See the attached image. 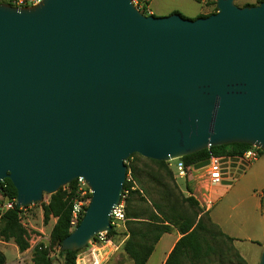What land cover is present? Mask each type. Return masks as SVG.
<instances>
[{"label": "water", "instance_id": "95a60500", "mask_svg": "<svg viewBox=\"0 0 264 264\" xmlns=\"http://www.w3.org/2000/svg\"><path fill=\"white\" fill-rule=\"evenodd\" d=\"M216 8L190 19L145 15L132 0L0 2V183L23 208L84 179L89 203L62 250L112 229L133 153L167 162L231 143L264 151V0ZM261 212L256 264L264 191Z\"/></svg>", "mask_w": 264, "mask_h": 264}, {"label": "trees", "instance_id": "16d2710c", "mask_svg": "<svg viewBox=\"0 0 264 264\" xmlns=\"http://www.w3.org/2000/svg\"><path fill=\"white\" fill-rule=\"evenodd\" d=\"M261 1L262 0H259L258 2ZM213 3L216 4V0H214ZM148 4L149 0H137L136 7L143 14L150 15L146 13ZM215 9L217 11V8ZM173 12L179 13L178 11ZM249 147H251V145L246 143L215 145L185 155L181 157L180 160L185 166H193L198 162L208 159L210 156L235 158L240 156L242 152ZM260 152L264 153L262 149H260ZM137 155L143 157L137 153H133L126 161L131 176L133 175V177L139 178L137 173L142 172L146 176L154 179L159 187L169 186L163 181L164 175H167L169 179L175 182L173 171L167 162L143 157L145 160L152 163L154 167L151 168L145 163H143L141 167H137L133 164L131 165L133 157ZM74 182L75 181H72L70 184L59 188L55 193L48 195L47 201L40 203L43 221L47 223L50 218H54L55 222L49 232L47 243H36L31 249V260L33 264H54L51 251L55 249L60 257L59 264H75L76 257L80 250L72 251L62 250L60 248L61 241L71 231L69 221L72 203L74 197L77 196ZM133 182L135 188L130 190L129 194L124 199L128 233L123 243V251L133 264H145L161 235L173 229H176L181 236L175 242L164 264H203L214 250L212 248L213 241L219 237H223L228 241H233V238L224 234L218 226L210 220L207 212L198 208L197 200L190 195L182 199V202H185L189 207L190 210L188 211L178 209L177 205L181 202L176 200L175 203H171L170 205H167V203L164 206H160L158 203L153 202L150 205H146L144 209L140 207L133 213H129V203L134 199L133 197L135 195L140 202H146V198L142 195V190L136 187L134 180ZM138 183L144 189H147L141 185V181H138ZM129 186H131V183L125 182L123 189ZM0 192L8 200L15 199L16 197V189L8 178L1 181ZM88 197L90 198V194ZM23 208L18 207L16 204H14L12 208H0V239L5 242L12 241L20 252L25 251L30 246L28 231L21 223L20 213ZM85 209L86 208H84V210ZM169 210L170 213L167 215V211ZM114 231V229H111L108 231V235H113ZM235 256L237 264H246L238 251H235ZM4 262L5 256L0 251V264Z\"/></svg>", "mask_w": 264, "mask_h": 264}, {"label": "rangeland", "instance_id": "374dc122", "mask_svg": "<svg viewBox=\"0 0 264 264\" xmlns=\"http://www.w3.org/2000/svg\"><path fill=\"white\" fill-rule=\"evenodd\" d=\"M213 1L214 0H152L151 9L155 12V16H164L162 14H166L171 10H176L182 16L193 19L196 18L194 17L195 14H198V16H207L211 13L216 12V4H214ZM258 1L259 0H234V3L237 6H245L256 5L259 3ZM143 163L147 164L151 168L154 167L152 163L138 155L134 156L131 161V165L133 164L137 167H141ZM172 170L175 172V166L172 167ZM137 176L139 178H135L132 175L136 187L142 190V195L146 198V202H140L139 200H137V196L135 195L133 197L134 199L129 203V213H133L140 207L144 209L146 205H150L153 202L158 203L160 206H164L167 203V205L175 203L176 200L178 202H181L178 205L175 204L178 206V209L186 211L190 210L186 203L182 202V199L184 197L189 196L181 191V189H189L188 184L184 183V179H178L177 183L176 181L173 182L171 179H169L167 175H164L163 181L165 184L169 185L168 188L167 186L159 187L154 179L146 176L142 172H138ZM226 180H230L231 183L223 184L220 181L217 186L213 187V190L211 192V200L213 202V209L211 211V214H214V216L216 215L217 211H220L222 208L223 212L226 213V204L234 203L233 198L228 201V198L234 195L232 190V182L234 181V178H228ZM138 181H141V185H143L147 189H144L142 186H140ZM194 194L198 199H200V201H202L201 194L199 195V193L197 192H194ZM220 196H222L221 200L219 199ZM47 199L48 195H44L43 201H47ZM198 208L203 211V208L199 204ZM238 210L239 209H236V211ZM168 213H170V210L167 211V215ZM230 214L234 216L235 212L230 211ZM20 215L21 223L28 231V239L30 246L27 250L31 254V249L36 243H47L49 232L53 223L55 222V219L50 218L47 223L43 221L40 203L31 204L26 208H23ZM126 221L124 223V227L119 228L118 231H114V234L110 236L111 243L106 248L108 249L109 247H111L112 250L111 252L107 253V255L102 254V256H106L104 258L105 260L103 264H133L127 254L123 251V243L126 240L128 233V225L126 224ZM229 225L231 224L228 220L225 226ZM262 240L263 239H261L257 243L255 241L241 239V241L236 242L235 245L236 248H238V250H240L246 256L248 262L250 264H254L258 252L261 251ZM212 245V248L214 250L211 252V255L208 257V259H206L204 262L202 261L203 264H237V259L235 256V251L237 250L233 244V241H228L223 237H219L212 242ZM14 246L15 245L12 243V241L4 242L0 239V247H2L1 250L5 254L8 264H13L15 260L16 251L13 249ZM90 253L93 254L96 252H90L89 244H87L84 248L80 249L78 255L82 254L81 257L85 259L86 256H83V254H87L89 256ZM51 257L53 259L54 264H59L60 257L58 256L56 249L51 251Z\"/></svg>", "mask_w": 264, "mask_h": 264}, {"label": "crops", "instance_id": "0c3cea01", "mask_svg": "<svg viewBox=\"0 0 264 264\" xmlns=\"http://www.w3.org/2000/svg\"><path fill=\"white\" fill-rule=\"evenodd\" d=\"M151 3L152 0H149L147 8L150 11V14L155 15V12L151 9ZM173 11L176 10H171L170 12L162 15H168ZM197 16L198 14H195L194 17ZM176 182L178 183V180H176ZM184 183L188 184L189 189L185 188L181 189V191L187 195L193 196L197 200L198 204L203 208V211L208 213L210 220L216 224L224 234L233 238V244L235 248V243L238 241L240 242L241 239L251 240L257 243L262 239L261 197L264 191V153H261L256 160L250 162L238 175V177L234 178V181L232 182V190L234 195L228 198V201L233 198L234 203L226 204V213L223 212L222 208L220 211H217L215 216L214 214H211L213 209L211 192L213 187L217 186L220 181L210 184L206 177L205 167L200 169L192 168L189 170L188 176L184 180ZM194 192L199 193V195L201 194L202 201H200V199L195 196ZM221 198L222 196L219 197L220 200ZM236 209H239V212L236 211ZM230 211L235 212L234 216L230 214ZM228 220L231 225L225 226ZM180 236L181 234L176 229L162 234L154 245V249L145 264H164L168 254ZM107 246H105L101 252L99 251L101 256V261L99 264H103L105 260L104 258L106 257L102 256V254L107 255V253L111 252L112 250L111 247L107 249ZM1 248L2 247H0V251L2 252ZM13 249L16 251L13 264H33L31 260V254L27 249L20 252L16 245L13 247ZM236 250L245 260L246 264H250L246 256L240 250H238V248H236ZM259 253L260 251L257 254L254 264H256L258 261ZM84 255L86 258L89 257V259H91L90 255L88 256L87 254H83V256ZM95 257L97 258L98 255L95 254ZM3 264H8L6 256L5 262Z\"/></svg>", "mask_w": 264, "mask_h": 264}, {"label": "built area", "instance_id": "2783aa9c", "mask_svg": "<svg viewBox=\"0 0 264 264\" xmlns=\"http://www.w3.org/2000/svg\"><path fill=\"white\" fill-rule=\"evenodd\" d=\"M40 1L41 0H0L1 3H6L15 7L32 6L38 4ZM132 2L136 6L137 0H132ZM146 13L150 14L148 8L146 9ZM260 154V148L251 145V147L243 151L240 156L236 157L237 162L235 163V166L232 165L233 160H231L232 158L230 157L210 156L208 158V164L205 166L208 182L210 184H214L223 179L233 178L240 165L247 166L250 162L256 160ZM167 163L171 167V169L173 166H175V172L172 170L175 181L178 179L185 180L188 176L189 170L192 169V166H185L180 158L167 161ZM73 181H75L74 183L76 186L77 196L74 197L72 203V211L69 221L71 230L79 223L80 217L85 211L84 208L87 207L90 199L88 197L90 191L84 179L82 177H77ZM125 182L131 183V186L123 189L120 201L112 208L110 214V224L112 226V229H114L115 231H118L119 228L124 227V223L126 221L124 199L129 194V191L135 188L132 176L128 169ZM0 201L1 209L12 208L13 205L16 204L15 199L8 200L2 195L1 192ZM110 243L111 240L110 236L108 235V231L99 232L88 243L90 252L95 251L96 253L89 254L91 255V259H89V257L84 259L83 257H81L82 255H77L75 264H99L101 261L100 252L105 246L109 245ZM95 254L98 255L97 258L95 257Z\"/></svg>", "mask_w": 264, "mask_h": 264}]
</instances>
